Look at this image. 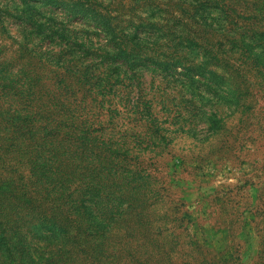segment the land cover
<instances>
[{"label": "rangeland", "instance_id": "obj_1", "mask_svg": "<svg viewBox=\"0 0 264 264\" xmlns=\"http://www.w3.org/2000/svg\"><path fill=\"white\" fill-rule=\"evenodd\" d=\"M25 145L48 149L55 184L25 178ZM79 152L117 163L138 199L82 186ZM87 250L264 264V0H0V264Z\"/></svg>", "mask_w": 264, "mask_h": 264}, {"label": "trees", "instance_id": "obj_2", "mask_svg": "<svg viewBox=\"0 0 264 264\" xmlns=\"http://www.w3.org/2000/svg\"><path fill=\"white\" fill-rule=\"evenodd\" d=\"M3 111L4 110H2V112ZM26 128H28V130L25 129L26 134L28 135L27 139L30 138L34 139L35 136L33 134L37 132L43 133L42 135H44L45 137L52 134L50 133V129H42L41 131H38V127H36L34 124H29L26 126ZM19 144H20L19 146L21 147V143ZM24 147H25V151H24L25 153L20 152V155L27 156L29 159L28 161L32 160L33 162H37L36 170L32 173V175L31 174L26 175L25 178L30 180L32 179L33 176L37 177L36 179H32L31 183H33L35 186H38L40 188L44 187V185H46L47 183L55 184L58 177V172L55 171L53 168L52 159L46 155V151L48 149H46L44 145H41L39 148L36 149L28 148V145L23 146V148ZM77 148L87 150L89 148V143L84 139V141L80 142V145L77 146ZM75 155H76V157L74 156L75 165L72 166V168H70V173H72L71 175H73L75 179L81 180L82 186L86 185V181H84V179H79L77 177L84 176L89 178L90 176L96 175L99 178L96 179L98 182L101 180L100 183L105 184L104 179H106L109 182H111L110 187H114L115 189H123L125 195L128 196L131 195L133 200L138 199V197L134 195L137 194L138 191L134 192L132 189H128V187L125 186H121L120 188L116 187L118 183H121V178H120V176H122L121 170L118 168L117 163H115L113 160H110L109 157H107V159L106 158L102 159L101 154H96L95 156L91 157L89 155L84 154L83 152L75 153ZM71 161H72V156H71ZM1 162L2 165L3 164L6 165L8 159L1 158ZM91 182H94V179H91ZM76 186L75 188L77 191L74 190V200L77 203L78 201L80 202V199H82L83 197L78 196V192L80 193V191ZM143 194H145V192H141L140 195ZM95 200H96L95 203H97L99 197H96ZM82 207L84 210H82ZM74 211L77 216L76 222L78 221L83 222L84 218L87 217L86 215H88L89 217L90 216L89 214H91L89 211V207L86 206V204H81L80 206L77 205ZM95 260L96 259H95L94 251L87 250L84 253L78 251L75 255L74 262L76 264H94L96 262Z\"/></svg>", "mask_w": 264, "mask_h": 264}]
</instances>
